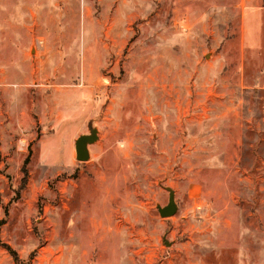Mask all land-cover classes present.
Here are the masks:
<instances>
[{
    "label": "rangeland",
    "instance_id": "rangeland-1",
    "mask_svg": "<svg viewBox=\"0 0 264 264\" xmlns=\"http://www.w3.org/2000/svg\"><path fill=\"white\" fill-rule=\"evenodd\" d=\"M0 264H264V0H0Z\"/></svg>",
    "mask_w": 264,
    "mask_h": 264
},
{
    "label": "water",
    "instance_id": "water-1",
    "mask_svg": "<svg viewBox=\"0 0 264 264\" xmlns=\"http://www.w3.org/2000/svg\"><path fill=\"white\" fill-rule=\"evenodd\" d=\"M90 141L89 137H81L76 144V148H77V159L80 162H84L87 161L89 159V154L88 151L86 149V144ZM160 214L162 217H170L173 216L174 214H176L177 212V206L175 203V199L174 196H171L170 198V202L169 204L163 208L159 210Z\"/></svg>",
    "mask_w": 264,
    "mask_h": 264
},
{
    "label": "trees",
    "instance_id": "trees-1",
    "mask_svg": "<svg viewBox=\"0 0 264 264\" xmlns=\"http://www.w3.org/2000/svg\"><path fill=\"white\" fill-rule=\"evenodd\" d=\"M29 162H30V157L28 156L26 161H25V163H24V167H23V173H24L25 176L27 175V165L29 164ZM8 250L12 251L10 248H8ZM12 253H13L14 257H15V260L18 261L19 259H18L17 254L14 251H12Z\"/></svg>",
    "mask_w": 264,
    "mask_h": 264
},
{
    "label": "crops",
    "instance_id": "crops-1",
    "mask_svg": "<svg viewBox=\"0 0 264 264\" xmlns=\"http://www.w3.org/2000/svg\"><path fill=\"white\" fill-rule=\"evenodd\" d=\"M249 6V5H248Z\"/></svg>",
    "mask_w": 264,
    "mask_h": 264
}]
</instances>
